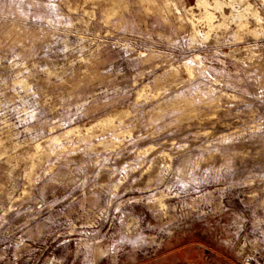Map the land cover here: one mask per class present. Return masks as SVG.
<instances>
[{
    "label": "rangeland",
    "instance_id": "374dc122",
    "mask_svg": "<svg viewBox=\"0 0 264 264\" xmlns=\"http://www.w3.org/2000/svg\"><path fill=\"white\" fill-rule=\"evenodd\" d=\"M220 1L0 0V264H264V0Z\"/></svg>",
    "mask_w": 264,
    "mask_h": 264
},
{
    "label": "bare ground",
    "instance_id": "6f19581e",
    "mask_svg": "<svg viewBox=\"0 0 264 264\" xmlns=\"http://www.w3.org/2000/svg\"><path fill=\"white\" fill-rule=\"evenodd\" d=\"M198 6L204 7L203 19L209 23L210 27L213 26V13L210 11L209 7L211 6L209 0H198ZM214 9L220 10L222 8V2L220 0H213ZM240 22V20H239ZM194 24V21L192 22Z\"/></svg>",
    "mask_w": 264,
    "mask_h": 264
}]
</instances>
